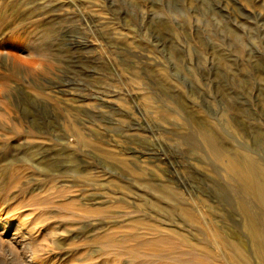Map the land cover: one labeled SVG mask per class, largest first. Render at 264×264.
Here are the masks:
<instances>
[{
    "label": "rangeland",
    "instance_id": "1",
    "mask_svg": "<svg viewBox=\"0 0 264 264\" xmlns=\"http://www.w3.org/2000/svg\"><path fill=\"white\" fill-rule=\"evenodd\" d=\"M212 141L264 178V0H0V217L46 263L262 264Z\"/></svg>",
    "mask_w": 264,
    "mask_h": 264
},
{
    "label": "bare ground",
    "instance_id": "2",
    "mask_svg": "<svg viewBox=\"0 0 264 264\" xmlns=\"http://www.w3.org/2000/svg\"><path fill=\"white\" fill-rule=\"evenodd\" d=\"M31 136L36 139L43 138L39 134H32ZM202 136L203 139L208 138L207 134L204 132L202 133ZM212 142H213L212 145L211 144L209 145V143L206 142L207 143L206 145L210 149L211 153L217 159H221L223 157L226 158V165L228 167H233L235 171H238L239 176L241 177L243 182L245 193L252 195L258 201V203H260L264 208V178L261 177L263 173L260 170V168H258L253 161H250L248 157H246L245 160H239L232 152L228 151L229 149L227 150L225 149L226 147L223 148L217 145L214 141ZM36 162L38 165L41 164L39 160H36ZM13 164L14 162L12 161H8L6 163L7 167L12 166ZM33 169L36 171L34 175L39 173L41 174L42 172L41 169H38L36 167ZM43 173L48 175V174H52L53 171L52 170L43 171ZM33 182H34L33 179H29L26 183L30 185L31 183L33 184ZM35 186L36 185L31 187V190H35L36 189ZM165 189H167V187ZM153 190L155 193L170 196V192L164 190L161 186L160 187L155 186L153 187ZM38 200L39 198L35 196V197H31V199H29L28 202L29 204L38 205ZM178 209L182 210V206H178ZM2 211L3 209L2 207H0V214H2ZM29 216L30 214L24 215L23 219L25 222L23 221L21 225L20 224L11 225L10 222L6 220L7 219L6 217H2V216L0 217V264H52L50 263V261L46 263L47 261L44 260V258L47 257L48 252L43 250L42 243L39 239L40 237L42 238V236H44L43 234L45 233V230L42 231V227H40L41 220H39V218H35L34 216L32 218ZM259 226L263 227L264 230V220L262 224ZM245 227L244 228L251 233L254 240H258L260 238L259 237L261 236L259 233L260 230L257 227L249 224H246ZM10 231L13 232L11 233ZM158 233H160L159 235L164 236L163 233L161 232ZM47 235L51 237L53 236L52 239L59 238V235L58 233H56V231H47L45 236ZM63 239L64 238L61 237V240ZM149 242L150 241L145 240L143 243L149 245ZM52 243L57 244L58 242L52 240ZM218 245L224 248L228 252L229 256L233 258H237V255H239V253L241 252L240 247H238L240 245L234 247L228 241V239L227 240L220 239ZM185 247L189 251H192L195 248V246L189 242H187V245ZM255 249H256L255 253L260 259V262L264 264V249L260 248L257 245V243L255 244ZM128 253L129 255H134L136 254V250L133 248L129 250Z\"/></svg>",
    "mask_w": 264,
    "mask_h": 264
}]
</instances>
